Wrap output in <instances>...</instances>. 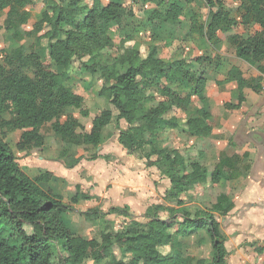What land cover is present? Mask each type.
Masks as SVG:
<instances>
[{
    "label": "trees",
    "instance_id": "1",
    "mask_svg": "<svg viewBox=\"0 0 264 264\" xmlns=\"http://www.w3.org/2000/svg\"><path fill=\"white\" fill-rule=\"evenodd\" d=\"M202 1L203 22L193 8L195 0H140L149 6L145 20L151 30L164 24L178 26L186 19V38L205 43L197 55L164 60L156 46L137 42L130 48L120 46L114 57L109 56L114 46L112 28H120L126 16L133 17L122 0H0V31L10 42L0 50V264H192L182 253L183 245L198 236L202 244L203 235L211 246V264H226L218 216L231 210L228 196L220 193L205 206L192 205L187 197L207 180L213 187L220 185L224 169L228 188L235 189L250 167L239 157L221 155L208 172L204 149L188 158L163 144V133H184L187 139L199 141L210 136L206 73L223 67L228 59L223 53L230 48L232 56L264 75V0H232L235 8L224 0ZM37 5L42 8L40 18L29 25L28 7ZM25 27L29 29L22 31ZM237 27L243 33L222 37ZM30 38L33 42L25 46ZM45 41L41 58L35 48ZM75 56L88 57L79 73L101 81L98 95L110 106L96 113L89 130L80 121L89 116L83 96L57 81L70 71ZM224 82L236 83L239 91L236 104H225L228 110L241 107L244 89L264 93L261 77L247 80L235 66L229 68ZM81 84L83 93L92 87L85 81ZM67 110L78 111L77 117L74 112L66 114ZM113 118L125 122L117 133L123 150L130 156L141 153L145 166L156 168L168 181L165 204L150 206L146 222L139 225L128 218L125 208L107 213L93 208L82 214L84 221L95 223L98 217L105 222L107 214H115L126 220L124 231L112 233L105 226L96 238L86 239L72 232L68 215L75 204L91 197L77 186L66 201L47 187L54 178L49 171L28 177L4 137L20 132L16 148L29 152L44 148L42 128L48 127L62 143L60 159L71 169L82 157L71 156L70 150L96 148L109 140L114 134L102 130ZM99 157L95 153L88 160ZM24 226L32 229L31 234ZM255 250L264 253L262 248ZM194 263L205 264V260Z\"/></svg>",
    "mask_w": 264,
    "mask_h": 264
},
{
    "label": "crops",
    "instance_id": "2",
    "mask_svg": "<svg viewBox=\"0 0 264 264\" xmlns=\"http://www.w3.org/2000/svg\"><path fill=\"white\" fill-rule=\"evenodd\" d=\"M122 2L124 7L132 9L133 17L126 16L123 18L118 29L120 36L117 37H121V39L129 37L133 44L137 42L145 43L148 46L154 45L161 59H172L174 52H171L168 49L169 47H167V51L165 47L170 46V41H167V38L170 40V34L173 31L178 32L183 25L169 26L164 24L153 31L147 26L145 20V12L149 10L148 5L141 4L140 0H122ZM195 2L199 4L203 1L195 0ZM195 2L193 3L194 9ZM231 2L234 4L232 0ZM130 4H133V6H130ZM183 27L186 42H200L193 46V49L197 50L195 54H199L200 50L206 48L205 43L186 38L188 24ZM236 29L240 30L237 34L243 33L241 27ZM234 30L232 29L228 35L234 34ZM223 55L226 54L223 53ZM184 57L186 58L185 55ZM230 58H232L231 65L225 72L220 71V69L213 73L215 75L213 79L210 77L206 81V105L210 107L209 102L214 98L217 109L214 111L215 109L209 108L212 118V132L208 138L200 141L203 143V148H200V150H205L203 163L208 172L211 173L217 166L221 155L239 157V159L244 160L245 164L249 165L250 169L245 178L235 189L228 188V182L225 180L228 171L224 169V179L220 182V184H223V190L217 195L225 193L232 203V208L227 214L218 216V230L223 238L227 254L226 264H262L264 253L258 254L255 249L262 248L264 250V93L256 94L250 89H244L242 93L244 101L241 107L237 110H228L225 104H236L239 91L236 83L224 82V80L227 71L232 66L239 68L243 77L247 80L259 77L264 79V75L261 76L256 70L234 56L230 55ZM246 72L252 77L246 75ZM82 78L90 80V75L84 73ZM220 103L223 105V109L218 107ZM193 109L190 113L193 112ZM92 119V117L88 119V130L91 127ZM81 123L84 124L83 121ZM113 123L118 125L120 129L125 127L124 121L117 122L113 118L110 125L102 130V133H118L119 128L115 129L112 126ZM117 136L115 137L117 138ZM113 137L114 135L111 138ZM55 139L57 140L55 145H49L45 142L42 149L29 152L23 151L24 159L20 167L30 178L37 177L43 171L52 172L54 175L51 181L52 186L63 181L68 185V190L71 193L74 194L78 186L80 192L91 197L88 201H79L73 206L72 211H76L81 206L89 208V205L93 209L92 207L98 206L103 201L112 206L111 208H125L127 212H133L134 216L144 219L145 212L150 206L165 204L163 198L168 187L164 193L157 196L156 187L153 185L155 183L152 182L157 169L147 168L144 160L141 164L135 162L133 156H130L118 144L117 139L115 141L120 148L111 150V148L106 147L101 153H97L100 156L99 158L91 161L88 160L85 152H78V149L82 147L72 148L70 150L71 156L75 158L82 157V159L71 169L66 168L64 162L60 159L62 144L60 139L57 137ZM104 156L109 158L105 159ZM208 184H210L209 180L202 185L208 186ZM98 200L99 202H97ZM204 204L201 205L205 206ZM86 212H80V214ZM203 238L204 241L209 242L207 236L203 235ZM193 241L190 238L189 242L183 245L182 253L184 257H190L192 264H195L196 259H203L205 264H211V252L210 262L206 257L196 256L192 258V255L185 253V249Z\"/></svg>",
    "mask_w": 264,
    "mask_h": 264
},
{
    "label": "rangeland",
    "instance_id": "3",
    "mask_svg": "<svg viewBox=\"0 0 264 264\" xmlns=\"http://www.w3.org/2000/svg\"><path fill=\"white\" fill-rule=\"evenodd\" d=\"M183 1V0H182ZM229 6H232L233 8L236 7V4L232 3L231 0H224ZM130 6H133V4H130ZM30 13H31V18L29 20V25L34 24L36 21L39 20L40 15H41V11L42 8L37 5L36 7H28ZM195 11H197L200 15L199 19L202 21L205 20L206 18V7L205 4L199 3L197 4L195 2ZM236 16V13L234 14ZM188 21L186 19H182L180 25L182 24L183 26L187 23ZM2 24V20H0V25ZM181 26V29L177 32L173 31L172 34H170V40L169 38H167V41H170V46H165L166 49L167 47H169L168 49L171 52H174V55L172 56V59H176L178 57H182V56H186L188 57L195 54L197 52L196 49H193V46L195 44H198L200 42H186L184 39V27ZM29 29V27H25L22 29L27 31ZM119 27L117 28H112L111 30V35L113 37V48L108 51L107 53L109 54L110 57H114L117 54V49L120 46H124L126 48H130L133 45V42L131 41V39H127V37H125L126 39L123 40L121 39V37H117L120 36L119 35ZM242 31V30H241ZM240 30L235 29L234 30V34L239 33ZM242 33V32H241ZM251 33V32H250ZM168 34V33H167ZM166 34V35H167ZM229 33L224 34L222 37L227 36ZM252 34V33H251ZM165 37V35H163ZM32 39L30 38L29 40H26V45L28 46L30 43H32ZM46 41L42 43V45L40 47H38L37 49L35 48V50L39 53V56H41V58H44V52L42 51V49L45 47L46 45ZM124 43V44H122ZM10 42H9V36L4 32V31H0V50L6 48L7 46H9ZM145 44V43H144ZM164 47V48H165ZM167 49V51H168ZM176 49V50H175ZM145 49H141V52L143 53ZM222 54V52H221ZM225 54V53H224ZM230 55L232 56L231 53V48H230V52L227 53L225 56H229L228 59L226 60V62L224 63L223 67L221 68L220 71L225 72L227 70V68L231 65V60L232 58H230ZM175 57V58H174ZM88 59L87 56H75L73 58L72 61V67L70 69V71L65 74L63 77L58 78V83L67 87L72 88V90L75 93L81 94L83 96V109L86 110L87 112H89V117H87V119H81L80 121H83L85 128H89L88 125V119L90 117H94L96 115L97 112H99L102 109H110V106L108 104V102L100 97L98 95L99 89L101 87V81L96 78V77H92L90 76V80L88 79H83L82 76L84 73H79L80 70V66L83 62H85ZM170 59V60H172ZM215 72H208L207 77L208 79H213V77H215V75L213 74ZM220 73V72H218ZM212 75V76H211ZM246 75H249L250 77H252L248 72H246ZM217 76V75H216ZM254 80H256L257 78H253ZM81 81L82 82H87V83H91L92 87L88 92L83 93L82 89H81ZM261 84L264 88V79L261 78ZM209 105L211 107V109H215L214 111H216V100L214 98H212L209 102ZM209 107V106H208ZM209 107V108H210ZM214 107V108H212ZM218 107H220V109H223V105L220 103L218 104ZM193 109V108H192ZM74 112V113H73ZM73 113L74 116L77 117L78 115V111H72V110H67L66 114H70ZM65 120V116H63L61 118V122H63ZM112 126L116 129V128H120L118 125H115V123L112 124ZM122 129V128H121ZM114 132V131H113ZM42 133L45 136V142L46 144L49 143V145L51 144H56L57 140L55 139V137L53 135H51L48 131V127L42 128ZM114 137L106 140V142L102 143V145L96 147V148H88V149H83V148H79L78 152H85L86 156L89 158L91 155L95 154V153H101L103 151V149H106V147L111 148V150H113L114 148H120V146L116 143V135L117 133L114 132ZM177 134V135H176ZM19 135L20 132H12V133H8L5 134V141L8 143V145L10 146L13 155L15 156L16 162L19 164V166H22L23 164V151L17 150L16 148V144L19 140ZM163 135L165 136V140L164 143L167 147L169 148H176L178 149L181 154H185L188 158H194L197 155V152L200 150V148H203V143L200 142L199 140H189L187 139V137H185L186 135L184 133L178 134L177 132H166L163 133ZM59 139V138H58ZM62 144V143H61ZM34 152V151H32ZM112 154V153H111ZM111 156V155H108ZM141 153H137L135 156H133V159L135 162H139V164H141L143 162V159L141 157ZM109 158V157H108ZM154 175V174H153ZM151 175V176H153ZM150 176V177H151ZM155 187H156V193L157 196H160L162 193H164L165 189L168 187L169 183L168 181L161 177L159 175V172L157 171V173L154 175V180L152 181ZM50 187L51 189H53V191L56 194L59 195H63L65 200H69L70 196L73 194L71 193L70 190H68V185L66 183H64L63 181L57 182L54 186H52V182L47 186ZM223 188V184L221 183L219 185V187H213L212 185L208 184L207 185H200L197 186L195 189L191 190L188 193V197L192 200V205L196 204H204L207 203L209 204L210 202H213L216 195L221 192V190ZM99 202V200L97 201ZM111 204V203H110ZM205 205V204H204ZM93 206V205H92ZM112 206H109V204L105 203V202H100V204L96 207H92V208H97L100 209L103 213H107L110 208ZM89 209H91V205H89V208L86 206H81L80 208H77L76 211H70L69 213V219L72 222V232L76 235L82 236L86 239H92V238H96L98 236V233L104 229L105 226H108V228L110 229V231L112 233H115L117 231H124V218L121 216H117L115 214H107L104 219L106 220L105 222L101 221L98 217L95 218V223H89L87 221H84L82 214H80V212H84V211H88ZM128 218L132 219L134 221L137 222V224H144L146 222L145 219L139 217V216H134L133 212H128ZM126 222V220H125ZM135 227V226H134ZM132 225V228H134ZM136 228H139L138 226H136ZM24 231L27 234H31L32 229L29 226H24L23 227ZM199 237V236H198ZM198 237L196 238H192L194 241L191 243L190 246H188L185 249V253L186 254H190L192 255V258L196 257V256H202V257H206L208 258V262H210V252H211V246L209 245V242H204L202 244H197V240ZM117 252V251H116ZM115 254H117V256H119V253L117 252ZM166 252V251H164ZM100 264H109V263H100ZM210 264V263H208Z\"/></svg>",
    "mask_w": 264,
    "mask_h": 264
}]
</instances>
